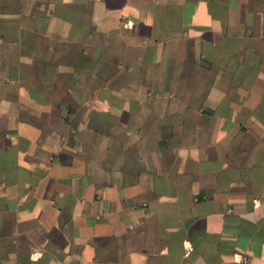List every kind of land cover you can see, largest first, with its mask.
<instances>
[{
	"label": "crops",
	"instance_id": "0c3cea01",
	"mask_svg": "<svg viewBox=\"0 0 264 264\" xmlns=\"http://www.w3.org/2000/svg\"><path fill=\"white\" fill-rule=\"evenodd\" d=\"M0 264H264V0H0Z\"/></svg>",
	"mask_w": 264,
	"mask_h": 264
},
{
	"label": "built area",
	"instance_id": "2783aa9c",
	"mask_svg": "<svg viewBox=\"0 0 264 264\" xmlns=\"http://www.w3.org/2000/svg\"><path fill=\"white\" fill-rule=\"evenodd\" d=\"M243 262H245V260H243Z\"/></svg>",
	"mask_w": 264,
	"mask_h": 264
}]
</instances>
